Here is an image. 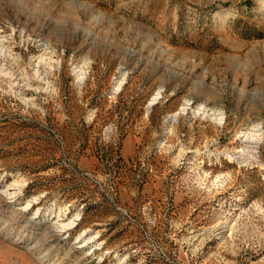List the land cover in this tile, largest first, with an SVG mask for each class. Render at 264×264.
<instances>
[{"label": "rangeland", "instance_id": "374dc122", "mask_svg": "<svg viewBox=\"0 0 264 264\" xmlns=\"http://www.w3.org/2000/svg\"><path fill=\"white\" fill-rule=\"evenodd\" d=\"M0 264H264V0H0Z\"/></svg>", "mask_w": 264, "mask_h": 264}, {"label": "bare ground", "instance_id": "6f19581e", "mask_svg": "<svg viewBox=\"0 0 264 264\" xmlns=\"http://www.w3.org/2000/svg\"><path fill=\"white\" fill-rule=\"evenodd\" d=\"M154 99V98H153ZM220 119V118H219ZM222 119V118H221ZM220 121V120H219ZM74 221H70L69 223H67L68 225L69 224H72ZM58 226H60V225H58Z\"/></svg>", "mask_w": 264, "mask_h": 264}]
</instances>
